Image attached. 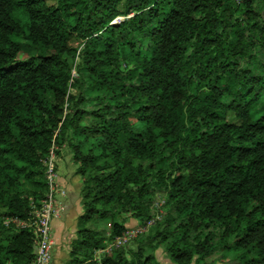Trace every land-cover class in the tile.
Masks as SVG:
<instances>
[{
    "label": "trees",
    "instance_id": "1",
    "mask_svg": "<svg viewBox=\"0 0 264 264\" xmlns=\"http://www.w3.org/2000/svg\"><path fill=\"white\" fill-rule=\"evenodd\" d=\"M123 45L139 64L121 68ZM66 141L89 188L79 221L111 225L80 227L70 264H158L160 247L264 264V0H0V264L34 259L33 231L5 220L46 196ZM158 192L165 214L94 259Z\"/></svg>",
    "mask_w": 264,
    "mask_h": 264
},
{
    "label": "rangeland",
    "instance_id": "2",
    "mask_svg": "<svg viewBox=\"0 0 264 264\" xmlns=\"http://www.w3.org/2000/svg\"><path fill=\"white\" fill-rule=\"evenodd\" d=\"M50 3H55L56 0H49ZM124 17L119 16L115 21H120ZM22 57H25V53L20 54ZM141 57L137 54L136 49L130 48L128 45H123L120 47V66L123 69L131 68L136 64H139ZM74 75L77 76L76 71ZM76 92V90H73ZM90 106L89 108H91ZM90 119L87 118L82 123H89ZM77 138L72 137L74 143L77 142ZM94 141V140H93ZM55 152V166L58 174V194H57V206L56 212L53 215V227H52V237H54V230L57 229L58 237L62 240V244L58 247L57 253V263L56 264H70L71 262V246L73 241L77 238L78 229L84 225L89 227H95L103 229L106 236L110 232L111 225L110 223L104 224L101 219H91L85 224L79 221L80 216L85 212V205L83 195L88 193L89 188L84 185V177L77 173V169L80 166V163L75 162L74 160V150L69 141H66L61 147L54 146L52 148ZM88 149V144H86L83 150L86 152ZM59 150V153H57ZM45 160V159H44ZM45 165V163H44ZM90 202L91 198L87 199ZM166 212L165 207V195L161 192H158L153 202L150 206V214L152 217L150 219H160ZM126 217V226L127 229H133L137 226L145 224L147 221L140 222L136 217L131 214H121L118 219L121 220ZM149 219V220H150ZM140 235V234H139ZM135 237H130L126 243L117 248L119 250H127L129 246H132L135 242ZM112 240V239H111ZM111 240H107L109 242ZM53 242L56 243L54 240ZM105 242V243H106ZM115 249V250H117ZM54 250V247H53ZM103 257V255H102ZM55 258V260H56ZM217 259L215 264H230L223 260ZM156 260L158 264H175L171 256L165 251L163 247H160L156 250ZM194 264V263H191Z\"/></svg>",
    "mask_w": 264,
    "mask_h": 264
},
{
    "label": "built area",
    "instance_id": "3",
    "mask_svg": "<svg viewBox=\"0 0 264 264\" xmlns=\"http://www.w3.org/2000/svg\"><path fill=\"white\" fill-rule=\"evenodd\" d=\"M55 152L51 149L50 153L44 160L45 173L48 182V192L46 196L40 200L38 204L35 200H31V212L27 219L7 218L5 223L12 222L18 227L29 228L34 233L35 240V257L27 264H56L54 261L53 250V215L56 212L57 194H58V174L55 166ZM154 219L148 220L145 224L137 226L131 230H127L123 235L113 238L106 242L103 247L95 250L94 259L101 260L102 255L112 253L115 249L123 246L130 237L138 236L146 233L154 224Z\"/></svg>",
    "mask_w": 264,
    "mask_h": 264
},
{
    "label": "crops",
    "instance_id": "4",
    "mask_svg": "<svg viewBox=\"0 0 264 264\" xmlns=\"http://www.w3.org/2000/svg\"><path fill=\"white\" fill-rule=\"evenodd\" d=\"M58 237V231H57V229H55L54 230V237H53V240L55 241V242H57L56 243V245H55V243H53V247H54V261H55V263H57V249H58V247H59V245H61L62 244V240L61 239H59V238H57ZM55 258H56V260H55Z\"/></svg>",
    "mask_w": 264,
    "mask_h": 264
}]
</instances>
